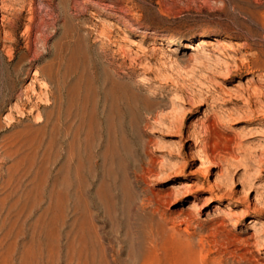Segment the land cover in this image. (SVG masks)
<instances>
[{"label":"rangeland","instance_id":"374dc122","mask_svg":"<svg viewBox=\"0 0 264 264\" xmlns=\"http://www.w3.org/2000/svg\"><path fill=\"white\" fill-rule=\"evenodd\" d=\"M0 264H264V0H0Z\"/></svg>","mask_w":264,"mask_h":264},{"label":"bare ground","instance_id":"6f19581e","mask_svg":"<svg viewBox=\"0 0 264 264\" xmlns=\"http://www.w3.org/2000/svg\"><path fill=\"white\" fill-rule=\"evenodd\" d=\"M206 38H207V35H202V37L197 40V43L196 44H187L185 47L187 49H192L193 51H200L202 50V46H206L207 45V41H206ZM165 43H163L164 46H169L171 44H175L176 43V40L174 39H171V38H168V39H164ZM206 166L203 162L199 164L198 166V171L199 172H202L204 169H206ZM196 184H193L192 186H195ZM197 188V187H196Z\"/></svg>","mask_w":264,"mask_h":264}]
</instances>
